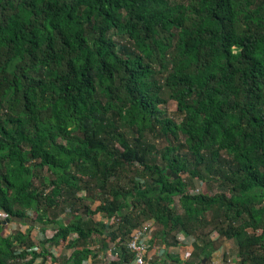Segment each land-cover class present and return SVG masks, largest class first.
Here are the masks:
<instances>
[{
	"label": "trees",
	"instance_id": "trees-1",
	"mask_svg": "<svg viewBox=\"0 0 264 264\" xmlns=\"http://www.w3.org/2000/svg\"><path fill=\"white\" fill-rule=\"evenodd\" d=\"M0 211V264L149 220L183 264H264V0H0Z\"/></svg>",
	"mask_w": 264,
	"mask_h": 264
},
{
	"label": "crops",
	"instance_id": "crops-1",
	"mask_svg": "<svg viewBox=\"0 0 264 264\" xmlns=\"http://www.w3.org/2000/svg\"><path fill=\"white\" fill-rule=\"evenodd\" d=\"M97 220V219H96ZM103 221V219L100 218ZM22 228L25 227V224H21ZM27 228V226H26ZM25 230H22L24 232ZM33 237H40V234L37 230L33 231ZM177 244H171V241L162 239H154L157 241V246L152 250L153 255L159 256V260L163 264H174V261H178V264H183L184 262L189 261L191 258V254L194 249V239L191 241L190 236L184 233H180L177 236ZM113 242L108 241L107 248L99 251L96 257H88L85 260L84 264H117V258H115V254L118 249L112 251H108L109 247L112 246ZM95 247H98L97 245ZM234 242L226 241L221 248L213 255L209 264H237L232 256L229 257L231 250L233 249ZM58 248V249H57ZM92 249V248H91ZM96 249V248H95ZM54 257L57 259L55 262H47L46 264H63V258H68L72 253V248L67 247L66 245L60 244L55 248ZM225 255H228L231 262L226 263ZM83 264V263H82Z\"/></svg>",
	"mask_w": 264,
	"mask_h": 264
},
{
	"label": "built area",
	"instance_id": "built-area-1",
	"mask_svg": "<svg viewBox=\"0 0 264 264\" xmlns=\"http://www.w3.org/2000/svg\"><path fill=\"white\" fill-rule=\"evenodd\" d=\"M8 219L7 214L3 213L0 211V221H5ZM104 223H108L109 225H112L115 221V218H112L111 220H103ZM117 221V219H116ZM154 220H149L146 222H143L139 227L134 228L130 231L128 236L126 237L125 241H120L119 239L114 241L112 246L109 247L108 251L118 249L117 253L115 254V258H117V264H163L159 259V256L153 255L152 250L156 248L157 246V241L154 239V233H153V228H154ZM14 222H11L10 225L14 226ZM9 225V226H10ZM54 231H47V237L51 238L54 235ZM77 237L76 234L69 235L67 237V241L74 240ZM192 239V238H191ZM63 244L66 245L65 243L61 242L58 245ZM57 245V246H58ZM53 244H48L47 245V250L54 251L53 253L55 254L56 250L55 248L57 247ZM97 247H93V249ZM38 248H34L33 250H37ZM51 253L52 255H54ZM125 260L124 258H126ZM28 260V258L26 259ZM50 262V261H49ZM231 261L228 260L227 263H230ZM85 261L83 262V264Z\"/></svg>",
	"mask_w": 264,
	"mask_h": 264
},
{
	"label": "rangeland",
	"instance_id": "rangeland-1",
	"mask_svg": "<svg viewBox=\"0 0 264 264\" xmlns=\"http://www.w3.org/2000/svg\"><path fill=\"white\" fill-rule=\"evenodd\" d=\"M176 110H177V103L176 102H174V101H171L170 102V104H169V106H168V108H167V110H165V113H166V115L167 116H169V117H172L173 116V114L176 112ZM198 186H197V188L198 189H202V190H204L205 189V184L203 183V184H201V183H198L197 184ZM176 203H179V199L178 198H176ZM26 226L27 225H25V227L24 228H22V226H20V223H15L14 224V226L13 225H10L9 227H7L5 230H4V235H10L12 232H15V231H22V230H26L27 228H26ZM34 237H35V234H34ZM37 238V237H36ZM213 239L215 240V239H218V235H213ZM190 240L192 241L193 240V238L191 239L190 238ZM58 249V248H57ZM51 253H53L54 251H50ZM54 254V253H53ZM191 260V259H190Z\"/></svg>",
	"mask_w": 264,
	"mask_h": 264
},
{
	"label": "water",
	"instance_id": "water-1",
	"mask_svg": "<svg viewBox=\"0 0 264 264\" xmlns=\"http://www.w3.org/2000/svg\"><path fill=\"white\" fill-rule=\"evenodd\" d=\"M171 172H168L167 175L170 176ZM174 178H177L176 175H174ZM11 220L8 218L7 220L0 222L1 225L6 226L7 224H10ZM206 262V261H204Z\"/></svg>",
	"mask_w": 264,
	"mask_h": 264
},
{
	"label": "clouds",
	"instance_id": "clouds-1",
	"mask_svg": "<svg viewBox=\"0 0 264 264\" xmlns=\"http://www.w3.org/2000/svg\"><path fill=\"white\" fill-rule=\"evenodd\" d=\"M0 222H3V221H0ZM10 224H11V222H10ZM10 224H7L6 226L8 227Z\"/></svg>",
	"mask_w": 264,
	"mask_h": 264
}]
</instances>
